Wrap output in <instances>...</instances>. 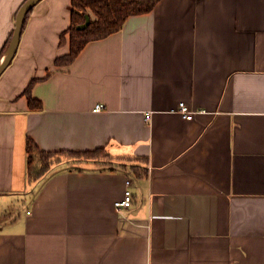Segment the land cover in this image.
Wrapping results in <instances>:
<instances>
[{"label": "crops", "instance_id": "obj_1", "mask_svg": "<svg viewBox=\"0 0 264 264\" xmlns=\"http://www.w3.org/2000/svg\"><path fill=\"white\" fill-rule=\"evenodd\" d=\"M26 1L0 0V52ZM70 24L40 0L0 74V264H264V0H159L56 66ZM29 137L105 155L30 179Z\"/></svg>", "mask_w": 264, "mask_h": 264}, {"label": "trees", "instance_id": "obj_2", "mask_svg": "<svg viewBox=\"0 0 264 264\" xmlns=\"http://www.w3.org/2000/svg\"><path fill=\"white\" fill-rule=\"evenodd\" d=\"M158 2L159 0H71V24L61 33L60 38V43L62 44L66 35H69L70 49L68 53L56 57L55 65L67 66L71 64L89 41L102 39L114 32H117L123 27L129 16L149 12ZM33 8L34 7L27 11L24 15L21 31H23L28 16L32 12ZM86 14H89L91 17L90 23L85 28H78V25L85 22ZM13 34L14 30L10 34L7 42L0 52V59L11 44ZM50 73L51 71L49 70L47 75ZM37 81V78L32 79L27 88L24 90V93L28 97L29 105L33 109H41L43 107L41 100L32 94V88ZM26 148L29 160L30 179H35L42 175L45 171H47L51 163L57 159L54 158L47 160L45 159V157H48L47 155H49V157L63 153H69L71 156L79 157H100L105 155L104 148L94 151L74 152L62 150L57 152H46L42 151L37 143L30 137L27 139ZM33 151H36L35 154H37H33ZM34 157L39 160L36 161L41 166L37 172L35 171V168H33L32 160H34Z\"/></svg>", "mask_w": 264, "mask_h": 264}, {"label": "water", "instance_id": "obj_3", "mask_svg": "<svg viewBox=\"0 0 264 264\" xmlns=\"http://www.w3.org/2000/svg\"><path fill=\"white\" fill-rule=\"evenodd\" d=\"M40 0H27L18 10L17 16H16V24L14 28V34L11 42V48L10 52L7 55V57L0 62V74L3 72V70L9 65L13 57L15 56L20 38H21V26H22V21L24 18V15L26 14L27 11H29L32 7H34ZM91 17L89 14H86V20L84 23L78 25V28H85L89 23H90Z\"/></svg>", "mask_w": 264, "mask_h": 264}, {"label": "built area", "instance_id": "obj_4", "mask_svg": "<svg viewBox=\"0 0 264 264\" xmlns=\"http://www.w3.org/2000/svg\"><path fill=\"white\" fill-rule=\"evenodd\" d=\"M104 108V104L103 103H98L95 106V110L99 111L102 110ZM178 110L184 115L185 118L187 119H192L193 114H194V110L190 109V107L185 103V102H180L179 104V108ZM151 118V112H148L146 115V119L150 120ZM132 203V191L127 188L125 190V195L124 198L121 200H117L115 202V205L117 206V208H121V207H127L130 206Z\"/></svg>", "mask_w": 264, "mask_h": 264}, {"label": "rangeland", "instance_id": "obj_5", "mask_svg": "<svg viewBox=\"0 0 264 264\" xmlns=\"http://www.w3.org/2000/svg\"><path fill=\"white\" fill-rule=\"evenodd\" d=\"M64 42H65V40H64ZM63 42V43H64ZM35 152L36 151H33V154H35ZM37 154V153H36ZM35 154V155H36ZM48 157H45V159H47V160H50V159H54V158H57V159H59V158H61L62 156H65V157H71V154H69V153H63V154H60V155H53V156H50L49 157V155H47ZM57 156V157H56ZM37 157V156H36ZM36 157H34V160H32V162H33V168H35V171L37 172L38 170H39V168L41 167L40 165H39V163L36 161V160H38ZM39 161V160H38Z\"/></svg>", "mask_w": 264, "mask_h": 264}]
</instances>
